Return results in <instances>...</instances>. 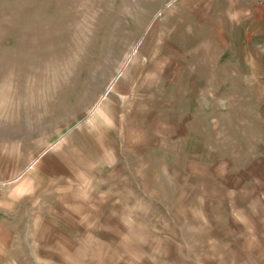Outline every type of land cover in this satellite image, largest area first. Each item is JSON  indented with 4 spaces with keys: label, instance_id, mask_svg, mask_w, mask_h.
Here are the masks:
<instances>
[{
    "label": "rangeland",
    "instance_id": "374dc122",
    "mask_svg": "<svg viewBox=\"0 0 264 264\" xmlns=\"http://www.w3.org/2000/svg\"><path fill=\"white\" fill-rule=\"evenodd\" d=\"M201 4L0 0V264H264V9Z\"/></svg>",
    "mask_w": 264,
    "mask_h": 264
},
{
    "label": "crops",
    "instance_id": "0c3cea01",
    "mask_svg": "<svg viewBox=\"0 0 264 264\" xmlns=\"http://www.w3.org/2000/svg\"><path fill=\"white\" fill-rule=\"evenodd\" d=\"M169 1H175L178 4H185V5H188L189 2H196V0H169ZM200 1L202 2L201 5H202L203 9L206 8L207 11H261L262 9H264V7H263L264 6V2H263L264 0H200ZM239 30L241 31L242 28L239 27ZM128 63L129 62H127V64ZM44 154H45V152H43L41 157ZM113 177H115L114 174L111 175L112 180L110 178L111 184L107 185V187H106V190L109 194H111L113 192V185H112ZM89 190L96 191L98 189L96 186V187H93ZM90 201H92V200H89V202ZM94 205H96V204H92L90 202L89 207L94 206ZM100 217L101 216H99V218ZM120 234L122 235V238H123V234H124V236L126 235L125 233H120ZM103 245H105L104 242H103ZM108 253H109V250L105 246L103 248V246L101 245V247L98 250L97 249H94V251L91 250L90 254H88L86 256V258H88V260L84 261L83 264H108V262H109ZM71 264H78V262H76L75 260L74 261L72 260Z\"/></svg>",
    "mask_w": 264,
    "mask_h": 264
},
{
    "label": "bare ground",
    "instance_id": "6f19581e",
    "mask_svg": "<svg viewBox=\"0 0 264 264\" xmlns=\"http://www.w3.org/2000/svg\"><path fill=\"white\" fill-rule=\"evenodd\" d=\"M74 21V20H73Z\"/></svg>",
    "mask_w": 264,
    "mask_h": 264
}]
</instances>
